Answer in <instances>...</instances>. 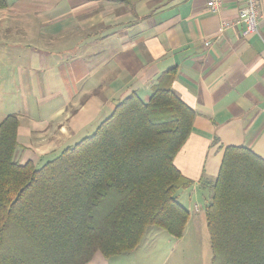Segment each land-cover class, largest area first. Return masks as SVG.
I'll use <instances>...</instances> for the list:
<instances>
[{
	"label": "crops",
	"instance_id": "obj_1",
	"mask_svg": "<svg viewBox=\"0 0 264 264\" xmlns=\"http://www.w3.org/2000/svg\"><path fill=\"white\" fill-rule=\"evenodd\" d=\"M242 6L224 0L212 12L206 0H8L0 9V121L18 116V161L38 166L59 155L129 94L148 101L173 69V90L196 112L174 161L194 181L190 196L215 182L226 146H248L264 159V0L255 34L237 22ZM223 21L231 25L220 31ZM197 206L193 213L185 206L187 225L206 222ZM113 258L98 253L88 264Z\"/></svg>",
	"mask_w": 264,
	"mask_h": 264
},
{
	"label": "trees",
	"instance_id": "obj_2",
	"mask_svg": "<svg viewBox=\"0 0 264 264\" xmlns=\"http://www.w3.org/2000/svg\"><path fill=\"white\" fill-rule=\"evenodd\" d=\"M8 0H0V9ZM165 73L148 101L136 92L96 131L37 167L16 157L19 119L0 121V264H88L139 247L156 226L184 235L193 185L175 165L196 112ZM205 208L211 264H264V159L228 145Z\"/></svg>",
	"mask_w": 264,
	"mask_h": 264
},
{
	"label": "rangeland",
	"instance_id": "obj_3",
	"mask_svg": "<svg viewBox=\"0 0 264 264\" xmlns=\"http://www.w3.org/2000/svg\"><path fill=\"white\" fill-rule=\"evenodd\" d=\"M57 156L43 159L37 167ZM212 185L211 181H204V187L199 193L190 196L191 188H184L176 196L183 205L191 206L192 213L196 209L195 204L204 212L213 194ZM130 253L114 256L110 264H211L212 249L205 218L196 224H188L181 238L153 226L139 247Z\"/></svg>",
	"mask_w": 264,
	"mask_h": 264
},
{
	"label": "built area",
	"instance_id": "obj_4",
	"mask_svg": "<svg viewBox=\"0 0 264 264\" xmlns=\"http://www.w3.org/2000/svg\"><path fill=\"white\" fill-rule=\"evenodd\" d=\"M224 0H206L207 8L212 12H218L223 7ZM260 0H243L237 22L244 26L245 35L259 32ZM229 21H223L220 31L230 26Z\"/></svg>",
	"mask_w": 264,
	"mask_h": 264
}]
</instances>
